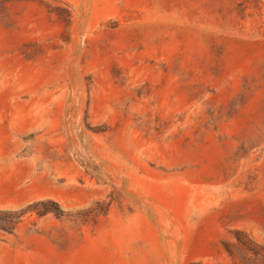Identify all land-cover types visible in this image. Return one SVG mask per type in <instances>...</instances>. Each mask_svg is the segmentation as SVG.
I'll use <instances>...</instances> for the list:
<instances>
[{
  "label": "rangeland",
  "instance_id": "rangeland-1",
  "mask_svg": "<svg viewBox=\"0 0 264 264\" xmlns=\"http://www.w3.org/2000/svg\"><path fill=\"white\" fill-rule=\"evenodd\" d=\"M0 124V264H264V0H0Z\"/></svg>",
  "mask_w": 264,
  "mask_h": 264
},
{
  "label": "crops",
  "instance_id": "crops-1",
  "mask_svg": "<svg viewBox=\"0 0 264 264\" xmlns=\"http://www.w3.org/2000/svg\"><path fill=\"white\" fill-rule=\"evenodd\" d=\"M16 132V129L0 124V207L8 205L9 197L21 188L24 179L22 162L8 159L15 152L14 143L10 144L8 140Z\"/></svg>",
  "mask_w": 264,
  "mask_h": 264
},
{
  "label": "trees",
  "instance_id": "trees-1",
  "mask_svg": "<svg viewBox=\"0 0 264 264\" xmlns=\"http://www.w3.org/2000/svg\"><path fill=\"white\" fill-rule=\"evenodd\" d=\"M51 202V201H40L38 203H40L42 205V208L37 210V214L41 215L44 214L46 212H53L55 215H60L61 214V210L59 209L58 205L55 202H52V204L55 205V207H49L47 206V203ZM30 209V205H27L25 208H21L18 210H0V214H8V215H12L14 214V216L16 217V221L13 220H5V219H0V229L3 231H7L10 232L12 229V225L17 222V220L28 210ZM235 235V240L237 241V244L240 247H243L247 250L252 251V248L249 247V242L245 241L241 238L240 236V232L235 231L233 233ZM225 250L227 251V253L232 254L231 250L228 248L227 243H222ZM255 252V251H252Z\"/></svg>",
  "mask_w": 264,
  "mask_h": 264
}]
</instances>
